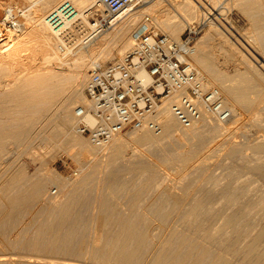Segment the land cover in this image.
Instances as JSON below:
<instances>
[{
	"label": "rangeland",
	"instance_id": "374dc122",
	"mask_svg": "<svg viewBox=\"0 0 264 264\" xmlns=\"http://www.w3.org/2000/svg\"><path fill=\"white\" fill-rule=\"evenodd\" d=\"M35 1H28L27 5L39 3ZM64 1L60 0L56 6ZM159 1L148 0L144 3V6L151 4L148 9L130 18L124 16L118 24L100 33L103 37L97 42L90 44L104 49L99 47L95 54L83 59L87 65L81 90L85 93L94 66L90 61L107 63L124 56L132 47V32L138 25L154 27L179 40L189 25L201 24L192 61L201 71L204 85L218 87L226 102L229 88L236 87L231 89L238 91L247 84L250 91L240 89L244 95H236L243 103L226 102L232 111L226 120H216L206 113L191 127L178 121L176 130L146 143L131 139L140 130L122 132L118 136L126 139L127 145L117 156L109 149L111 144L94 148L75 129V108L86 99L75 101L70 95L67 98L71 92L66 90L64 98L71 102L75 117L65 127L67 131L57 122L60 119L55 118L49 125L53 129L46 127L40 140L32 145L27 143L29 147L16 146L9 138L5 140L9 143L0 145L1 155L6 154L2 160L9 169L5 175L6 168L1 162L0 169L5 174L1 170L0 173L5 176L0 174L4 176H0V186L8 183L7 177L22 170L24 175L17 179L20 182L13 183L9 194H15L19 188L33 187L39 179L43 184L38 195L0 219V264H193L194 259L198 262L194 264H257L259 260L258 264H264V0H208L184 18L169 16L162 22L153 13ZM138 5L143 7L142 2ZM23 12L27 14V9L19 10V17L26 15ZM203 13H208L210 18L203 17ZM147 15L150 21L146 20ZM115 26L122 29L131 26L126 45L121 38L115 42L108 40L116 31ZM8 27L3 25L4 32ZM59 44L60 41L54 40L59 55L50 65L61 68L66 75L76 56H69H74L73 59L66 56L68 61L61 57L65 51H61ZM28 46L32 50L35 45L31 42ZM108 49L120 53L112 56ZM1 119L0 133H4L9 127L3 126ZM51 129L54 133L59 129V135L52 133L53 137ZM74 134L87 141L91 153L81 158L76 155L71 140ZM1 201L0 206L4 204ZM65 205H72L74 212L59 229ZM98 217L104 224H100ZM56 231L60 235L55 243Z\"/></svg>",
	"mask_w": 264,
	"mask_h": 264
},
{
	"label": "bare ground",
	"instance_id": "6f19581e",
	"mask_svg": "<svg viewBox=\"0 0 264 264\" xmlns=\"http://www.w3.org/2000/svg\"><path fill=\"white\" fill-rule=\"evenodd\" d=\"M28 1H31V0H5V1L3 0L0 4V117L3 118V119H1V121H2L1 123L4 124L3 126L9 127V129H7L6 132L3 133V131H2V133H3L2 136L4 138V141L7 138H9V139H11L12 142L11 141L10 142L12 144L15 143L16 146L24 145V147L28 146L29 144L32 145V143H34L35 140L37 141V139L42 135V132L45 131L46 127H50L49 125L54 122L55 118L60 119L58 121L56 119L55 121H57L58 123L60 121L61 125L63 126V127L62 126L61 127L63 129H65V127H67L68 125L73 123V120H75L76 115H74L75 117H73V113H71L72 109L70 106L71 102H69L70 103L69 104L68 101L65 100L66 98H64V95L66 94V92H65L66 90H68L67 93L71 92L70 94H68V96H66L67 98L70 95L71 99H73L75 101H79V99H83V97H84V99H86L87 102L86 101L83 102V104H81V106H83L84 108H88L89 101L86 97V94L83 92V90H81L82 86L85 83V73H86L85 68H86L87 63H84L82 61H83V59H85L86 56H89L91 54L92 55L95 54L96 51L99 49V47H102L101 45L92 46L90 44H92L93 42L94 43L97 42L98 39L103 37L100 33L97 34L99 38L98 37L94 38L97 35L93 36L89 40L85 39V37H82V39H80V41L78 42V44L75 47H73V48L67 47V49L63 50L62 52L65 51V53L63 55H61V57L64 56L66 58V56L69 57L72 54L76 56V59L75 58L73 59L74 56L69 57L70 59H73L74 62H73V65H71L72 69L70 70V73L65 75V73H63L64 71L63 72L61 71L62 70L61 68L57 69L54 66L52 67V65H50L51 64L50 61H52V59L56 61L58 59V57L56 55H59L57 53L58 51L56 52V50H55L54 40L57 39V43H58L59 40H62V37H60L57 28L53 27L49 23L48 16H49V13L58 11L60 9V5L56 6L60 0H39V3H37L38 0L37 1L34 0L37 3L36 5L35 4H28L27 5ZM71 1L76 6L77 17L86 18L88 9L91 7L98 6L97 0H71ZM205 1L207 2L208 0H161V2L159 1L160 3L156 4V6L153 8L154 18L161 21V22L166 21L169 18V16H177L179 18H184V15H186L187 13L192 11L193 9L194 10L199 9L200 6H203V4H206ZM140 2L143 3V7H142V5H138ZM144 3L145 4L148 3V0H138L137 2H135L133 4H130L129 6H127L124 10H122L114 18V20H115L114 23L118 24V22L124 16H127L130 18L132 15H135V14L139 13L141 10L151 6V4L144 6ZM204 6H206V5H204ZM34 7H35V10L33 9V11L30 12V9H32ZM170 7H172V10H174V12H175V13L172 12L173 15L171 14L172 10L170 9ZM6 9L11 10V12H12L11 15L5 16L4 14H2L3 12H5ZM25 9H27V14L25 12H23V14L24 13L26 14L24 16L25 18L19 17V14H20V13L18 14L19 10L25 11ZM49 10H51V11L49 13H47ZM99 10L102 14H104V15L106 14V9L104 7H101ZM15 14H16V17L14 16ZM21 14H22V12H21ZM204 16H206L205 17L206 19L210 18L208 13H203V17ZM12 18H13L14 22H16V24H15L16 29L8 27L5 29V32H4L3 25H4V27H5V24L11 25L9 23H10V19H12ZM71 22L72 21H70L68 18H64L61 25L63 24L64 27L65 26L68 27L69 25H71ZM88 23L91 25V22H88ZM119 27L118 26L114 27V29H116V31L111 34V36L108 38V40L115 42L114 40H120L119 38H121L124 45H126L127 40L129 39V37H128L129 33L128 32L131 29V26L123 28V29L119 28ZM145 28H146L145 26L138 25L137 28H135V30L132 33H133V35L140 33ZM71 30L72 29L69 27L67 29L66 33L72 32V34H73V32L75 30H72V31ZM174 30L177 31V28H175ZM91 39H92V41H90ZM101 40H103V39H101ZM31 42L34 43L35 46L34 47L32 46L33 49L30 48L32 50H29L30 46L27 47V44L31 43ZM103 42L106 43L105 41H103ZM58 47H59V45H58ZM102 48L104 49V47H102ZM27 49L30 52L26 51ZM108 50L111 52L110 54H112V56L116 55V54L119 55V53H120L119 50H113V51H112V49H108ZM27 52L30 54L28 55ZM31 52H32V54H31ZM194 52H195V50H194ZM110 54H108V55L110 57H112ZM37 55L39 57H36ZM54 57L55 58L57 57V59H54ZM68 57L66 58V60L69 59ZM64 61H65V59H64ZM69 61H71V60H69ZM56 63H58V62H56ZM90 63H93L94 65L98 64L97 60H91ZM262 66H264V65H262ZM65 72H66V70H65ZM66 76H68V77H66ZM243 84H244V82H243ZM246 85H245V87L240 88V89L243 90V89L247 88ZM239 86H237V87H239ZM231 88L233 89L234 87H231ZM231 88H229L227 90L226 102L234 105L235 103L240 102V100H241V102L243 103L242 99L239 98V97H242L243 92L239 88H238V91L237 90L234 91ZM234 89H237V88L235 87ZM249 89L247 88L245 90H249ZM239 90H240V92H239ZM232 91H234V92L237 91L238 93L234 94ZM245 92H247V91H245ZM239 93H241V94H239ZM237 94L239 95V97L236 96ZM179 100H180V95L177 94V95H174V96L169 97L167 99H164L163 103L161 104L160 109H159V118H160V114L162 117V119H160V121L162 123L161 131L157 132V131L150 129V128L138 129L140 131H138V133L135 136H133L131 139L133 141H136L139 143H146V142L154 140L155 138H157L158 136H161L164 133L176 130L177 126H178L179 119L176 117V115L174 113L173 106L175 103L179 102ZM76 119H77V117H76ZM88 121L92 122V119L90 117H88ZM57 122H55V123H57ZM58 123H57V125H59ZM74 123H76L75 124L76 126L74 125L75 129H77V121L75 120ZM8 125H10V126H8ZM50 128H52V127H50ZM63 129H61V130H63ZM47 130H49V129L47 128ZM58 130L55 131V133L53 130H52L53 132L52 131L51 132L49 131V132L51 133V135H53L52 133H54V135L56 134L55 136H58L59 135ZM77 131L79 132L78 129H77ZM2 133H0V134H2ZM54 135H53V137H54ZM118 135L114 136L105 145H103L101 147L94 146V148L97 147V148L102 149L103 147L111 144V145H109V149L112 150V152H113L112 154L113 155L120 154L121 152H123V150H125L124 148H126L125 145H127V144H126V139L124 140V139L120 138ZM67 137H69V136H67ZM44 138H45V136H44ZM70 138H71V136H70ZM39 140H40V138H39ZM71 140H72L73 145L76 148V151H77L76 155H78V157L81 158V157L86 156V153H91L90 145L87 143V141H85V139H83L79 135L74 134L72 136ZM4 141L1 142V143H3V145L0 144L1 146H5L4 143L8 142V141H5V142ZM127 141H128V139H127ZM27 143H28V145H27ZM69 144H71V143L69 142ZM1 150H3V149H0V152H1ZM2 153H0V156H2L1 155ZM4 154H5V152H4ZM4 154H3L2 158L0 157V165H1V162L4 163V161H5V160L4 161L2 160L3 157L6 155V154L5 155ZM105 155H106V153H105ZM101 157H103V156H101ZM4 158L6 159V157H4ZM101 159L102 158H100L99 160H101ZM102 162H103V160H102ZM4 165H5V163H4ZM6 166L7 165L4 166V169L6 168ZM7 169L8 168L5 169L6 172H7ZM0 170L4 172L3 169H0ZM23 171L24 170H22L18 173H14V174H12V176H10L11 175L10 174L9 175L10 177L6 176L9 179H7L8 181H5V180L4 181L8 182V183L3 182L5 184L4 185L1 184V186L3 185L2 187L0 186L1 187L0 203H2L1 200H4V204H2L0 206V219L9 216V213L12 210H15L16 208L20 207L21 204H23L27 199H30V197L34 198L36 195L39 194L38 189L40 188V184H42L41 183L42 181L40 182V179L34 185L33 184L31 185L33 187H27L26 189H20L19 188V190H17L18 192H16L15 194L14 193L9 194L10 188L12 189L11 186H14L13 183L15 181H19V180H17L19 178V176L24 175ZM3 172H1V173H3ZM8 172H7V174H5V172H4V174L8 175L9 174ZM4 174H1V175H4ZM4 176H1V177L4 178ZM1 177H0V181H1ZM1 183H2V181H1ZM16 188H18V187H16ZM28 188H31V189H28ZM35 191H37V192H35ZM65 206H67V207H64V209H62L63 210L62 216L60 215L61 218L59 219L60 220L59 221L60 222L59 223V229L64 224L68 223V221L72 215V211H73L72 205H70V206L65 205ZM101 217H103V216H101ZM101 217H98L99 218L98 220L100 221V224L102 225L103 221H102ZM53 224H51V226ZM72 228H74V227H72ZM95 228H97V227L95 226ZM147 230H149V229H147ZM171 230H173V229H171ZM59 232H60V230H59ZM53 234H55V237L52 236L53 241L55 242L58 240V235H60V234L57 233V231ZM132 235H133V233H132ZM38 236H40V235H38ZM146 236H147V234H146ZM260 240H261V238H260ZM35 243L37 244L36 241L34 242V244ZM89 243H91V242H89ZM35 247H37V245ZM257 247H258V245H257ZM34 249L36 250V248H33V250ZM239 249L240 248L238 247V250ZM250 250H251V248H250ZM38 251H39V249H38ZM85 251H86V249H85ZM161 252H163V251H161ZM82 253H83V251H82ZM233 253H235V251ZM251 253H252V251H251ZM262 253H259V254L261 255ZM158 254H160V253H158ZM248 255H246V256H248ZM225 258H226V256H225ZM262 258H263V256H262ZM117 259H119V258H117ZM194 260H193L194 263H198ZM47 261H49V260H47ZM259 261H258V263H259ZM249 262H250V260H249ZM38 264H40V263H38ZM154 264H158V262H156ZM162 264H164V263H162ZM261 264H263V263H261Z\"/></svg>",
	"mask_w": 264,
	"mask_h": 264
},
{
	"label": "built area",
	"instance_id": "2783aa9c",
	"mask_svg": "<svg viewBox=\"0 0 264 264\" xmlns=\"http://www.w3.org/2000/svg\"><path fill=\"white\" fill-rule=\"evenodd\" d=\"M97 1L98 6L89 8L86 18L77 17L76 6L69 0L62 2L58 11L49 13V23L62 37L61 51L75 47L82 37L89 40L104 32L115 24L114 18L122 10L138 0ZM101 7L106 9L105 15ZM11 13L6 9L4 15ZM64 18L72 21L71 25H61ZM146 20L150 21V16ZM9 24L16 29L13 18ZM69 27L75 30L73 34L66 33ZM201 30V24L189 25L177 40L154 27L145 28L134 34L132 47L124 56L94 65L85 88L89 106L76 108L79 132L101 147L122 132L142 128L161 131L160 106L164 99L177 94L180 100L173 110L185 127L193 126L206 113L216 120L228 119L232 111L221 90L205 86L201 71L192 61Z\"/></svg>",
	"mask_w": 264,
	"mask_h": 264
}]
</instances>
